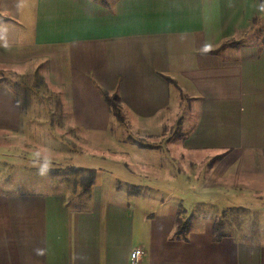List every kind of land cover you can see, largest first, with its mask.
I'll list each match as a JSON object with an SVG mask.
<instances>
[{"label": "crops", "instance_id": "crops-1", "mask_svg": "<svg viewBox=\"0 0 264 264\" xmlns=\"http://www.w3.org/2000/svg\"><path fill=\"white\" fill-rule=\"evenodd\" d=\"M257 25L264 0H0V70L37 76L48 63L57 93L40 83L56 113L38 125L71 136L61 164L0 147V264H130L134 249L137 264H264V223L212 232L224 209L264 214V44L237 39ZM232 40L241 46L224 47ZM100 90L153 132L185 100L196 118L171 142L187 171L217 154L190 177L168 152L136 151ZM11 92L0 82V134L19 137ZM179 212L190 224L177 237Z\"/></svg>", "mask_w": 264, "mask_h": 264}, {"label": "rangeland", "instance_id": "rangeland-1", "mask_svg": "<svg viewBox=\"0 0 264 264\" xmlns=\"http://www.w3.org/2000/svg\"><path fill=\"white\" fill-rule=\"evenodd\" d=\"M264 37V31L260 29L257 25L251 30L237 35V39L242 42H259ZM40 70L37 76H16L10 71L0 70V82L5 84L11 89V93L15 99L19 102L21 106L23 125L20 130L24 133L22 136L18 135L14 137L11 134H0V147L12 148L20 150L19 155L29 157L51 164L52 162L61 164L58 160L61 159V154H58L63 150V147H70V134L65 137L57 138V128L54 126L43 127L38 124L44 118L49 120L50 117L54 118L55 115V104L56 97L46 92L45 88L40 83V80H44L50 89L57 93L54 85L51 84L49 80H52V70L48 63H43L39 65ZM36 84H41V87H37ZM59 97V96H58ZM60 98V97H59ZM63 101L65 100L62 96ZM28 110V111H27ZM124 118L123 126L121 128L113 129L115 135L121 139H126V141L131 144V147L136 151H139V143L143 145H148L153 149H159L160 152H168L170 156H174L173 162L175 170H181V174L188 175L190 177L199 176L201 177L203 173V166L207 163L210 157H213L217 153H209L204 159L202 168H200L199 163L194 161V172L189 173L187 169L190 168V162L181 158L184 157L183 151L179 148L178 143H172L176 138L183 136L187 131L192 128L195 121V115L191 111L187 110V103L185 100L177 99L175 110L170 112V114L163 113L158 119L160 121V128L158 131L153 132L146 128L139 126V123L134 121L130 115H126ZM187 122V126H183V122ZM38 122V123H36ZM36 123V124H35ZM51 122H48L50 124ZM136 143V144H135ZM18 152V151H17ZM165 162L164 160H160ZM170 161V160H169ZM171 163V161H170ZM52 165V164H51ZM56 165V164H55ZM201 169V172L199 171ZM67 168L56 169V171H61V173ZM197 169V170H196ZM186 171V173H185ZM69 178H72L69 177ZM59 179V178H58ZM61 179V178H60ZM29 181H32L30 178ZM28 181V182H29ZM66 186V185H65ZM71 183L67 185L68 193L67 197L71 200L72 188ZM235 221V228L242 229L249 233L248 230L257 228L260 223H264V214L252 213L250 215H242L239 219L233 218Z\"/></svg>", "mask_w": 264, "mask_h": 264}, {"label": "trees", "instance_id": "trees-1", "mask_svg": "<svg viewBox=\"0 0 264 264\" xmlns=\"http://www.w3.org/2000/svg\"><path fill=\"white\" fill-rule=\"evenodd\" d=\"M262 43L264 44V37L262 38ZM241 46L240 42H236L232 40L231 42L227 43L224 45V47H238ZM168 83L172 86H174L177 90L178 87L177 85L171 81L167 80ZM101 97L103 100L106 102L108 105L111 114L113 117L118 121L123 123L124 121V116L121 111V106H120V98L118 97L117 94H111L108 91L105 90H100ZM221 156L213 158L211 160V164L214 163L216 160H219ZM77 172H82V169H77ZM84 179L82 180V187H83V192L88 193L90 190L91 185L93 184V179L95 176V171L93 170H85L84 171ZM239 214H247L246 209L244 208H227L224 209L221 212V216L217 217L213 220V226H212V232H213V239L215 241L221 240L226 234L228 233L227 228L231 227L232 224H235L233 218L235 217L236 219H239L240 215ZM176 224H177V237L178 236H184L185 233L188 230L189 224H190V219H182L181 213L179 212L177 218H176Z\"/></svg>", "mask_w": 264, "mask_h": 264}, {"label": "built area", "instance_id": "built-area-1", "mask_svg": "<svg viewBox=\"0 0 264 264\" xmlns=\"http://www.w3.org/2000/svg\"><path fill=\"white\" fill-rule=\"evenodd\" d=\"M143 252L139 249H134L130 254V264H137Z\"/></svg>", "mask_w": 264, "mask_h": 264}]
</instances>
